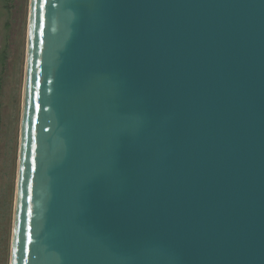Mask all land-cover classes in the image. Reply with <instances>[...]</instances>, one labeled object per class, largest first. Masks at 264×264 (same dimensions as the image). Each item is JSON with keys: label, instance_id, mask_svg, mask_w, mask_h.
Wrapping results in <instances>:
<instances>
[{"label": "water", "instance_id": "1", "mask_svg": "<svg viewBox=\"0 0 264 264\" xmlns=\"http://www.w3.org/2000/svg\"><path fill=\"white\" fill-rule=\"evenodd\" d=\"M9 264H264V0H29Z\"/></svg>", "mask_w": 264, "mask_h": 264}, {"label": "rangeland", "instance_id": "2", "mask_svg": "<svg viewBox=\"0 0 264 264\" xmlns=\"http://www.w3.org/2000/svg\"><path fill=\"white\" fill-rule=\"evenodd\" d=\"M29 0H0V264H9Z\"/></svg>", "mask_w": 264, "mask_h": 264}, {"label": "snow or ice", "instance_id": "3", "mask_svg": "<svg viewBox=\"0 0 264 264\" xmlns=\"http://www.w3.org/2000/svg\"><path fill=\"white\" fill-rule=\"evenodd\" d=\"M114 118L117 120H123L125 119V116L120 109H116L113 113ZM128 129L127 127H121L118 131V134L114 138V151L111 157L110 166L108 168H102L98 171L96 179L100 183H105L108 179L109 175L115 173L119 167L120 162V150L121 148L126 144L128 140L127 135ZM30 191V188H29ZM30 198V197H29ZM31 212V209L29 208V213Z\"/></svg>", "mask_w": 264, "mask_h": 264}]
</instances>
